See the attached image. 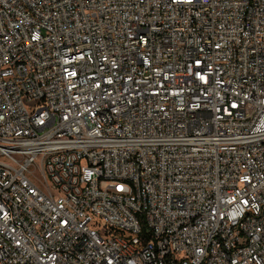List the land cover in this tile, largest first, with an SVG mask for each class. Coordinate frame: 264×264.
Listing matches in <instances>:
<instances>
[{"label": "built area", "instance_id": "built-area-1", "mask_svg": "<svg viewBox=\"0 0 264 264\" xmlns=\"http://www.w3.org/2000/svg\"><path fill=\"white\" fill-rule=\"evenodd\" d=\"M0 264H264V0H0Z\"/></svg>", "mask_w": 264, "mask_h": 264}]
</instances>
